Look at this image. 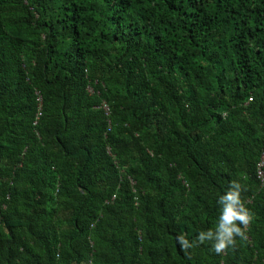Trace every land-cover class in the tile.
Returning <instances> with one entry per match:
<instances>
[{
    "label": "trees",
    "instance_id": "trees-1",
    "mask_svg": "<svg viewBox=\"0 0 264 264\" xmlns=\"http://www.w3.org/2000/svg\"><path fill=\"white\" fill-rule=\"evenodd\" d=\"M263 152L264 0H0V264H264Z\"/></svg>",
    "mask_w": 264,
    "mask_h": 264
},
{
    "label": "clouds",
    "instance_id": "clouds-1",
    "mask_svg": "<svg viewBox=\"0 0 264 264\" xmlns=\"http://www.w3.org/2000/svg\"><path fill=\"white\" fill-rule=\"evenodd\" d=\"M242 190V185L238 181L231 183L230 190L220 196L218 200L222 208L217 229L215 231H201L197 237L201 243L206 240H214L213 249L217 254L224 252L226 248L234 245V238L236 236L242 239L247 238L246 230L251 222L252 215L242 201ZM179 241L184 249L190 246L189 242L183 236L179 237Z\"/></svg>",
    "mask_w": 264,
    "mask_h": 264
},
{
    "label": "built area",
    "instance_id": "built-area-1",
    "mask_svg": "<svg viewBox=\"0 0 264 264\" xmlns=\"http://www.w3.org/2000/svg\"><path fill=\"white\" fill-rule=\"evenodd\" d=\"M264 152L261 156V160L260 162L258 163V169H257V174H258V177L260 178L261 181L264 180Z\"/></svg>",
    "mask_w": 264,
    "mask_h": 264
}]
</instances>
